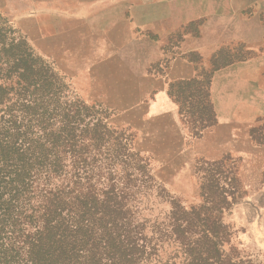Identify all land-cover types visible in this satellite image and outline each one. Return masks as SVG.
Segmentation results:
<instances>
[{"label":"rangeland","instance_id":"374dc122","mask_svg":"<svg viewBox=\"0 0 264 264\" xmlns=\"http://www.w3.org/2000/svg\"><path fill=\"white\" fill-rule=\"evenodd\" d=\"M19 3L0 5L1 34L12 28L69 84L63 109H76L74 98L85 101L97 121L109 127L99 134L110 144L119 138L123 145L119 154L93 152L101 161L118 157L126 163L102 166L92 181L95 190L113 182L120 190L130 180L128 203L153 225L145 226L144 235L149 239L153 231L155 239L162 237L167 264H198L190 256L208 249L200 238L212 231L219 234L223 257L264 264L263 247L249 225L261 215L260 200L264 209V153L250 161L248 154L219 143L209 82L166 76L170 37L159 49L153 42L146 47L133 42L136 33L120 42L114 34L83 32L69 41L66 52L46 56L19 25L14 8ZM255 130L257 141H263L264 123ZM178 225L184 233L173 232Z\"/></svg>","mask_w":264,"mask_h":264},{"label":"trees","instance_id":"16d2710c","mask_svg":"<svg viewBox=\"0 0 264 264\" xmlns=\"http://www.w3.org/2000/svg\"><path fill=\"white\" fill-rule=\"evenodd\" d=\"M2 32L0 264H167L162 237L151 231L148 239V221L128 203L130 180L120 190L115 182L101 191L92 183L102 166H125L93 154L121 153L120 139L110 144L99 134L109 127L85 101L74 98L76 109H63L69 84L12 28ZM181 226L173 232L184 233ZM202 240L208 249L190 256L192 263L237 264L223 257L217 232Z\"/></svg>","mask_w":264,"mask_h":264},{"label":"crops","instance_id":"0c3cea01","mask_svg":"<svg viewBox=\"0 0 264 264\" xmlns=\"http://www.w3.org/2000/svg\"><path fill=\"white\" fill-rule=\"evenodd\" d=\"M13 1L20 2L14 5L19 25L46 56L66 52L83 32L114 34L120 42L136 33L133 42L142 47L153 42L159 49L169 36L166 76L209 82L219 143L248 154L250 161L264 153V140L255 135L264 123V0H0V5L13 7ZM260 202L261 215L249 225L264 250Z\"/></svg>","mask_w":264,"mask_h":264}]
</instances>
